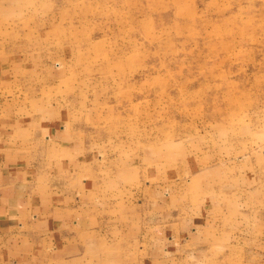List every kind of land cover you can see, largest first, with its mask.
<instances>
[{
  "label": "rangeland",
  "instance_id": "obj_1",
  "mask_svg": "<svg viewBox=\"0 0 264 264\" xmlns=\"http://www.w3.org/2000/svg\"><path fill=\"white\" fill-rule=\"evenodd\" d=\"M0 120L90 174L72 264H264V0H0Z\"/></svg>",
  "mask_w": 264,
  "mask_h": 264
},
{
  "label": "crops",
  "instance_id": "obj_2",
  "mask_svg": "<svg viewBox=\"0 0 264 264\" xmlns=\"http://www.w3.org/2000/svg\"><path fill=\"white\" fill-rule=\"evenodd\" d=\"M15 118H6L14 135L21 133ZM4 125L0 120V264H72L92 250L91 240L98 243L100 235L95 199H85L96 188L79 179L90 174L65 162L52 165L53 143L68 150L59 142H46L52 149L29 154L42 157L39 164L25 165L31 144L6 139ZM40 131L44 139L55 138L52 125Z\"/></svg>",
  "mask_w": 264,
  "mask_h": 264
}]
</instances>
